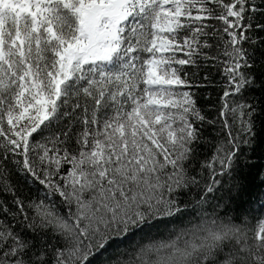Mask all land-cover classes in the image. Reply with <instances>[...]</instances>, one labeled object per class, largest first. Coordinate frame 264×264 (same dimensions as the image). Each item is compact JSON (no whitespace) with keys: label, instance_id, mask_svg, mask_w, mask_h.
<instances>
[{"label":"snow or ice","instance_id":"snow-or-ice-1","mask_svg":"<svg viewBox=\"0 0 264 264\" xmlns=\"http://www.w3.org/2000/svg\"><path fill=\"white\" fill-rule=\"evenodd\" d=\"M0 264H264V0H0Z\"/></svg>","mask_w":264,"mask_h":264}]
</instances>
